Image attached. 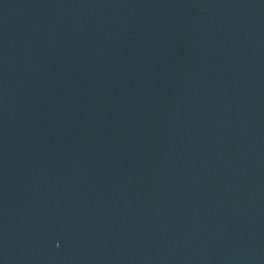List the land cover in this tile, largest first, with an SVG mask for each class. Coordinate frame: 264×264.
Segmentation results:
<instances>
[{
  "label": "water",
  "instance_id": "water-1",
  "mask_svg": "<svg viewBox=\"0 0 264 264\" xmlns=\"http://www.w3.org/2000/svg\"><path fill=\"white\" fill-rule=\"evenodd\" d=\"M0 264H264V0H0Z\"/></svg>",
  "mask_w": 264,
  "mask_h": 264
}]
</instances>
